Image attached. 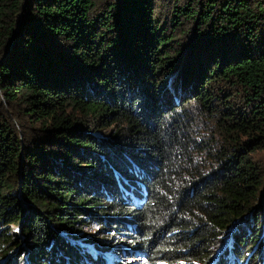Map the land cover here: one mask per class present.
<instances>
[{"label":"trees","instance_id":"16d2710c","mask_svg":"<svg viewBox=\"0 0 264 264\" xmlns=\"http://www.w3.org/2000/svg\"><path fill=\"white\" fill-rule=\"evenodd\" d=\"M0 90V264H264V0H0Z\"/></svg>","mask_w":264,"mask_h":264},{"label":"rangeland","instance_id":"374dc122","mask_svg":"<svg viewBox=\"0 0 264 264\" xmlns=\"http://www.w3.org/2000/svg\"><path fill=\"white\" fill-rule=\"evenodd\" d=\"M172 77V76H171ZM170 77V78H171ZM172 88V87H171ZM2 91L0 90V105H9L7 103V101L3 98L2 96ZM174 94V92L172 93ZM241 94H243V92H241ZM233 95V97H231V95H227L229 98L226 99L225 101L223 99H215L214 97H210L207 98V102L206 103H198V102H193V100H191L189 105H193L190 106L191 111L193 113H196L197 111V115L199 116V118L196 121V128L197 130L201 133L202 136H209V134H214L213 132V120L215 119L214 115H218L219 112H216L217 114L211 113L209 114L208 112L205 111V108L203 107V105H210L212 103V105H215L218 109V105L222 106L224 103L227 104H235V105H243L245 104L243 100H238V97L241 95ZM249 94V93H247ZM211 102V103H210ZM212 123V125H211ZM115 126H112V128H114ZM222 142L220 143L221 146ZM218 147L215 145L213 147V149H217ZM263 152H254L251 154V157L253 158V160L259 162L260 164L263 163ZM216 163V162H215ZM10 227L14 230H16L18 227L14 226V225H10ZM96 228H89V229H85L86 231H88L89 233H92L93 231H96ZM241 229H244V227L242 228H238L233 230V232L240 231ZM228 237V239H226ZM229 234L223 238L221 241H219L216 246H220L223 245L225 246L226 242L230 241ZM92 240L89 241H77V244L82 247L84 250L88 251L90 254H92L93 256L97 255H102L104 260H105V264H144L145 263V259L142 256L141 252L137 253L135 250L133 251H129L128 253L122 255V253L120 252V250L117 249V247H112L111 249L105 250L104 252L97 250L93 245H92ZM117 245V243H116ZM92 247V248H91ZM123 258V259H121Z\"/></svg>","mask_w":264,"mask_h":264}]
</instances>
